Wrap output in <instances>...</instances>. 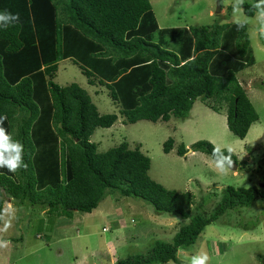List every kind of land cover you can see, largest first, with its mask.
Masks as SVG:
<instances>
[{"label":"trees","instance_id":"obj_1","mask_svg":"<svg viewBox=\"0 0 264 264\" xmlns=\"http://www.w3.org/2000/svg\"><path fill=\"white\" fill-rule=\"evenodd\" d=\"M244 8L254 15L251 4ZM5 10L20 22L0 29V116L23 144L27 167L16 173L0 168V209L7 195L18 205L69 217L90 213L107 193H119L144 200L156 213L189 218L171 242L115 262L147 264L178 262L177 249L193 244L227 210L264 200V152L256 169L262 184L226 186L204 214L189 211L191 192L168 189L148 175L150 159L139 144L130 148L122 141L98 151L91 141L96 128L111 127L118 116L128 123L184 120L197 98L215 112L224 110L228 129L243 139L259 119L237 77L254 62L247 25L160 29L149 0H0V12ZM63 59L78 65L89 85L105 86L118 114H101L77 83L54 82ZM172 146L168 138L163 151ZM213 146L198 140L190 148L211 157ZM186 149L179 144L177 154ZM231 159L238 162L233 152Z\"/></svg>","mask_w":264,"mask_h":264},{"label":"rangeland","instance_id":"obj_2","mask_svg":"<svg viewBox=\"0 0 264 264\" xmlns=\"http://www.w3.org/2000/svg\"><path fill=\"white\" fill-rule=\"evenodd\" d=\"M149 1L160 29L237 23L231 0H220V12L216 11L217 0ZM245 2L251 4L252 0ZM246 25L254 62L238 72L237 77L259 119L243 139L228 129L224 110L215 112L199 98L184 120L171 117L168 121L128 123L118 116L111 127H98L91 135L98 151L122 141L130 148L139 144L150 159L148 175L152 179L168 189L192 193L193 203L188 208L191 213L209 214L228 185L248 188L262 184L256 169L264 152V39L252 36L249 31L252 24ZM53 80L59 85L77 83L87 90L101 114H118V106L106 87L97 83L89 85L78 65L70 59L58 62ZM168 138L173 139V146L165 153L163 143ZM198 140H208L233 152L238 161L236 167L227 174H218L206 153L177 154L179 144L188 148ZM3 197V208L6 202L12 203L15 218L8 231L0 233L11 242L6 249H0V264H115L127 257L137 259L156 243L171 242L179 226L189 221V218L156 213L144 200L119 193H107L90 213L73 211L69 217L50 214L47 208L18 205L11 197ZM183 249L191 254L201 249L207 251L209 264H263L264 200L256 199L248 207L227 210Z\"/></svg>","mask_w":264,"mask_h":264},{"label":"clouds","instance_id":"obj_3","mask_svg":"<svg viewBox=\"0 0 264 264\" xmlns=\"http://www.w3.org/2000/svg\"><path fill=\"white\" fill-rule=\"evenodd\" d=\"M245 0H231V7L234 17H237L238 29L245 28L246 24L251 23L252 27L249 29L252 36L258 39H264V0H252L251 10L254 16L248 17L244 8ZM243 17V21L239 17ZM20 22L18 14L10 11L0 12V29H7L10 26ZM6 116H0V168L7 169L10 173H16L21 168H26L24 162V146L23 144L13 138L8 129L3 126ZM197 155V150L188 147L186 149L187 155ZM214 170L218 174H227L232 168L233 161L231 159V151L225 155L224 151L217 145L212 148L211 157L209 158ZM15 218V209L12 203L6 202L3 209H0V233H6L12 226V220ZM11 242L0 236V249H6ZM176 259L180 264H209V253L203 249L196 251L194 254L188 253L182 247L177 249ZM167 264H176V260L169 259Z\"/></svg>","mask_w":264,"mask_h":264},{"label":"water","instance_id":"obj_4","mask_svg":"<svg viewBox=\"0 0 264 264\" xmlns=\"http://www.w3.org/2000/svg\"><path fill=\"white\" fill-rule=\"evenodd\" d=\"M220 10H221V8H220V0H217V8H216V11L217 12H220ZM233 168H235L236 167V165H235V163L233 162V166H232Z\"/></svg>","mask_w":264,"mask_h":264}]
</instances>
